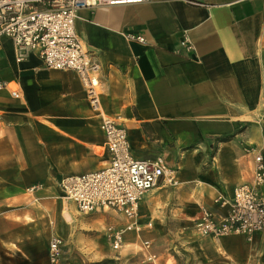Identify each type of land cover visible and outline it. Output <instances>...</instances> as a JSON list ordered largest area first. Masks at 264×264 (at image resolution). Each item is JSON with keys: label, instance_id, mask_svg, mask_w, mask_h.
<instances>
[{"label": "crops", "instance_id": "obj_1", "mask_svg": "<svg viewBox=\"0 0 264 264\" xmlns=\"http://www.w3.org/2000/svg\"><path fill=\"white\" fill-rule=\"evenodd\" d=\"M74 26L99 64L94 106L73 72L48 70L35 54L18 60L10 41L0 44V83L17 90L0 88V264H49L52 237L64 246L58 264H86L93 246L85 231L97 216L103 231L122 223L110 211L75 218L58 187L107 163L103 118L126 130L135 159L160 157L177 170L174 193L190 201L191 232L178 228L169 240L139 217L142 230L159 234L166 247L158 256L149 250L150 261L143 251L138 264H166L170 240L204 253L176 264H264V235L214 239L193 228L201 209L227 211L214 199L229 200L234 188L251 183L249 150H264V0H146L82 9ZM183 36L192 52L180 49ZM133 235L125 234L123 247Z\"/></svg>", "mask_w": 264, "mask_h": 264}, {"label": "built area", "instance_id": "obj_2", "mask_svg": "<svg viewBox=\"0 0 264 264\" xmlns=\"http://www.w3.org/2000/svg\"><path fill=\"white\" fill-rule=\"evenodd\" d=\"M146 0H0V44L12 43L21 60L26 54H35L48 70L73 72L78 77L87 100L97 104L99 64L75 32V18L82 9L142 4ZM199 5L197 1H189ZM127 39L144 43L142 36L127 35ZM180 49L194 50L187 36L180 41ZM13 95L16 89L0 83ZM100 129L104 136L107 155L105 166L95 172L62 179L59 190L62 199L75 206L78 213L88 215L98 211L112 212L122 223L107 224L105 239L111 250L120 251L127 233L139 235V205L143 197L158 187L178 185L177 170L166 166L160 157L152 161L135 159L126 130L116 120L103 118ZM251 183H243L232 192L229 200L217 196L213 203L227 211L220 215L201 209L193 228L201 237L220 239L242 237L251 241L256 234L264 235V150L251 148ZM38 186L31 188L35 190ZM140 248L150 261V244L141 242ZM63 243L52 237L47 247V261L58 264L63 254Z\"/></svg>", "mask_w": 264, "mask_h": 264}, {"label": "rangeland", "instance_id": "obj_3", "mask_svg": "<svg viewBox=\"0 0 264 264\" xmlns=\"http://www.w3.org/2000/svg\"><path fill=\"white\" fill-rule=\"evenodd\" d=\"M174 192L175 189L169 187L153 189L147 197L145 211H141L144 209L142 206L139 207L138 211L139 217H141V219H150L152 228L154 227V229L164 230V235L169 236V238L166 237L168 238L166 240L172 238V234H175V230L178 228L183 232H191L192 230L191 214L188 210L190 201L180 200L176 197ZM70 213L71 215L75 216V218L80 216L87 219L96 217L95 214L82 215L76 213L73 208L70 210ZM97 218H99V222L95 223V228L92 231H85L89 234L88 237H85V241L91 242L93 246L92 249L87 251V253L84 255L88 257L86 264H138L140 263L142 257L141 255L143 253L140 245L141 241L144 240H151V243H149L150 250H152L155 255L158 256L163 254L166 246L162 243L163 241L157 237L159 234L154 233L153 231L149 232L146 229H143L138 236H131L129 243L125 245L120 251L115 252L111 250L105 239L104 231L101 230L102 226L104 225L103 218L102 220L99 216H97ZM71 225L77 226L75 219H73ZM160 237H163V233H160ZM192 240H197L196 235H192ZM169 242H171V245L169 244L168 250L166 252V264H176V260H182L189 254L192 256L199 255L201 257L204 255L203 250L195 253V250H183L185 249V247H182L183 243H178L174 240H170ZM184 242V244H188L186 240ZM131 243L133 245H131ZM175 247H178L179 250L175 249Z\"/></svg>", "mask_w": 264, "mask_h": 264}, {"label": "bare ground", "instance_id": "obj_4", "mask_svg": "<svg viewBox=\"0 0 264 264\" xmlns=\"http://www.w3.org/2000/svg\"><path fill=\"white\" fill-rule=\"evenodd\" d=\"M66 216V215H65ZM66 218V217H65Z\"/></svg>", "mask_w": 264, "mask_h": 264}]
</instances>
